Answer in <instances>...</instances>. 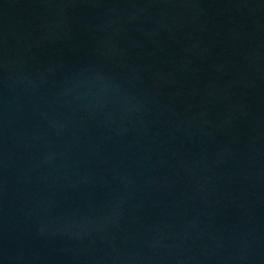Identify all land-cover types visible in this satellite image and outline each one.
<instances>
[{
  "label": "water",
  "instance_id": "1",
  "mask_svg": "<svg viewBox=\"0 0 264 264\" xmlns=\"http://www.w3.org/2000/svg\"><path fill=\"white\" fill-rule=\"evenodd\" d=\"M0 264H264V0H0Z\"/></svg>",
  "mask_w": 264,
  "mask_h": 264
}]
</instances>
